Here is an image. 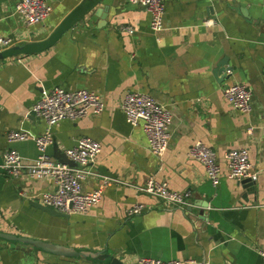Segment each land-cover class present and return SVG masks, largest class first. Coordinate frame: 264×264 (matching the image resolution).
Masks as SVG:
<instances>
[{
	"label": "crops",
	"instance_id": "0c3cea01",
	"mask_svg": "<svg viewBox=\"0 0 264 264\" xmlns=\"http://www.w3.org/2000/svg\"><path fill=\"white\" fill-rule=\"evenodd\" d=\"M17 1L0 0V32L15 41L5 49L20 48L0 59V162L12 148L26 163L40 154L33 139L9 142L11 130L50 129L61 150L90 136L102 150L83 187H97L103 175L112 182L88 211L58 215L35 205L54 190L51 179L0 169V232L103 251L125 264L143 256L264 264V0H165L160 30L151 27L146 7L129 0H48L50 14L34 24L22 20ZM225 57L228 70L216 73ZM235 82L253 91L249 112L235 109L224 94ZM57 86L99 93L104 110L50 127L31 108L43 90ZM132 90L152 95L172 114L162 157L151 151L142 122L127 121L121 104ZM198 139L217 154L218 182L189 155ZM232 148L249 151L254 187L228 176L225 152ZM47 153L54 156V144ZM151 176L170 189H191L188 204L167 205L139 189ZM136 203L143 211L128 214ZM0 264L109 262L0 236Z\"/></svg>",
	"mask_w": 264,
	"mask_h": 264
},
{
	"label": "built area",
	"instance_id": "2783aa9c",
	"mask_svg": "<svg viewBox=\"0 0 264 264\" xmlns=\"http://www.w3.org/2000/svg\"><path fill=\"white\" fill-rule=\"evenodd\" d=\"M132 3L146 7L151 13V27L160 30L164 26L165 0H129ZM16 10L22 20L28 24L43 21L52 10L48 0H18ZM128 30L132 28L127 27ZM12 36L0 32V50L10 47L14 43ZM224 94L231 105L242 112L251 110L253 91L244 82H235L224 89ZM122 109L127 121L132 125L142 122L147 135L151 151L162 157L171 140L170 124L172 114L163 104L152 95L143 91H129L122 101ZM104 110L102 96L88 88L79 87L67 89L57 86L51 90L42 91L40 98L32 105L31 111L43 118L50 127L65 119L78 120L90 113H101ZM35 140L40 154L32 162L26 163L17 149H8L3 156L0 167L8 175L20 176L25 173L34 178H48L54 184V190L44 192L41 202L62 212L81 213L88 211L98 204L103 196L105 186L112 182V178L103 175L102 182L90 190L83 187L84 180L94 175L91 169L97 156L102 150L100 141L82 136L77 143L66 148V156L75 162L69 165L47 153L50 145L54 144L53 133L50 129L40 134H32L27 130H11L7 133L9 142L20 140ZM189 155L201 161L213 182H218L221 167L216 152L204 141L198 139L190 146ZM228 163V176L236 180L249 177L257 178V171L253 169L249 151L246 148H232L225 152ZM139 189L161 197L167 205L186 206L192 194L191 189H170L167 181L158 180L151 176ZM144 209L143 203H136L129 207L128 214H138ZM264 259V249L259 250ZM190 259L164 260L159 257L143 256L139 264H190Z\"/></svg>",
	"mask_w": 264,
	"mask_h": 264
},
{
	"label": "water",
	"instance_id": "95a60500",
	"mask_svg": "<svg viewBox=\"0 0 264 264\" xmlns=\"http://www.w3.org/2000/svg\"><path fill=\"white\" fill-rule=\"evenodd\" d=\"M19 49L20 48H17L15 51V49L11 47L9 49H5L3 51H0V59L7 57L10 54L11 55L14 54ZM227 59L228 58L225 57L222 60H220V62L218 63V66L215 70L216 73L228 70L227 64H228L229 60H227ZM229 67L233 68L232 66H229ZM54 156H55V158L59 159L62 162L68 163L69 165H75V162L66 156L65 151L61 150L59 148V146L57 145V143H54ZM0 169H2V168L0 167ZM241 183L244 186H252L254 184V180L249 178V177H246V178L241 180ZM253 187H254V185H253ZM35 205H37L41 208H44L45 210H47L53 214L68 215L67 213L62 212L60 210H57L56 208L45 206V205L41 204L40 202H35ZM0 236H2L3 238H6L8 240H15V241L33 244L35 247H37L41 250L47 251V252H52V253H56V254H63V255H67V256L85 257V258H90L92 260H100V261L105 260V261H108L109 264H125V262H123L118 257L109 256L107 253H105L103 251L92 252V251H85V250H77L76 248H73V247H68V246H64L61 244L52 243V242H48L45 240L31 238L28 236H23V235H18V234H14V233H8V232H0Z\"/></svg>",
	"mask_w": 264,
	"mask_h": 264
}]
</instances>
